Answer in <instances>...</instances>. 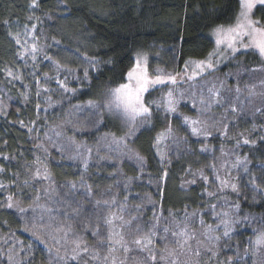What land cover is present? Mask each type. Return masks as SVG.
<instances>
[{
  "label": "trees",
  "instance_id": "obj_1",
  "mask_svg": "<svg viewBox=\"0 0 264 264\" xmlns=\"http://www.w3.org/2000/svg\"><path fill=\"white\" fill-rule=\"evenodd\" d=\"M32 3L0 0V264H111L113 259L116 264H172L173 260L189 264L188 257L151 259L157 254L162 217H181L178 226L190 228L189 215L196 217L211 206L256 218L264 228V107L260 113L233 114L230 120L235 121L227 130L223 126L213 133L193 134L185 122L193 115L189 103H181L177 113L164 111L160 102L152 101L164 90H155L144 100L152 111L149 121L124 144L142 162V171L129 162L93 157L105 137L126 139L128 129L100 106L111 88L126 82L134 56L145 53L150 68L182 75L187 60H202L212 50L208 32L235 21L239 0H36V7ZM41 45L59 48L56 62L65 60L71 66L91 62L84 70L87 78L68 81L57 73L55 80L46 78L42 61L50 54L39 55ZM220 71L226 77L238 73L242 80H264V61L245 53ZM45 100L54 103L51 111H44ZM89 101L99 106L95 130L76 132L66 115L89 108ZM76 146L91 156L90 161L85 159L87 168L85 162L60 152ZM207 148L213 154L206 153ZM225 151L246 159V177L205 197L198 177ZM37 169L40 179L35 178ZM232 184L238 191L232 190ZM10 196L12 208L7 207ZM106 198L113 205L107 212L124 209L132 214L130 220L138 222L141 237L154 230L153 245L141 250L130 241L129 251L114 245L109 252V232L122 231L129 216H122L110 230L105 227L106 210L98 208ZM145 201H149L146 207ZM69 227L72 231L65 239ZM77 237L89 252L73 261L72 240ZM231 241L219 257L229 264H244L239 254L246 239L237 234ZM93 254L100 259H92Z\"/></svg>",
  "mask_w": 264,
  "mask_h": 264
},
{
  "label": "rangeland",
  "instance_id": "obj_2",
  "mask_svg": "<svg viewBox=\"0 0 264 264\" xmlns=\"http://www.w3.org/2000/svg\"><path fill=\"white\" fill-rule=\"evenodd\" d=\"M240 10V8H239ZM238 10V13H239ZM238 16V14H237ZM252 19L255 21H259V26L264 27V6L257 5L252 11ZM237 22V17L235 21L231 25L223 26L234 27ZM220 27V26H219ZM218 27L211 29L208 32V37L211 39L213 43V48L209 52V54L214 53L216 51V37L214 35L215 30ZM247 40V37H245ZM40 53L39 55L44 56L50 54L48 59L42 61L45 70V77L50 79L48 76L50 75L52 80L57 78L58 74H62V78L68 81L79 80L82 75L85 73V69L91 64L89 61L82 64V66H71L65 60L63 62L55 60V54L59 53V48L57 46L53 48H48L45 45L39 46ZM254 53L256 54L262 61V59L257 52L249 49L245 52L243 49L237 52L235 56H232L230 51L224 52L219 56H213V68L206 69L202 74L197 75L194 79H189L192 76L193 71H196L195 65L192 62L197 61H207L209 54L202 60H187L184 68L183 74L177 75L171 70H164L160 67H149L148 64V56L145 53H137L134 56V66L138 56L147 58V69L150 76H155L156 74H162L164 76L172 75L176 77V84H166V85H157L155 87H150L149 91L144 94V100L148 93L159 90H164V93L159 95L158 98H154L152 101L160 102V107L167 111V100L168 91L173 92V99L177 102L175 104L177 113V107L181 103H189L193 110V115L191 119H189V124L191 129L196 127L200 129V132L207 134L208 132H215L216 128L219 127H228L232 125V115L235 114L236 117L241 116L242 114H246L249 112H258L264 107V80H257L254 77H248L247 79L242 80L238 73H227V77L225 73H222L220 70L226 66L230 61H232L236 56L245 54V53ZM51 58V59H49ZM59 58V57H58ZM61 59V57L59 58ZM84 65V66H83ZM186 65L188 68L186 70ZM54 76V74H56ZM233 79L236 81L235 83L229 84V80ZM240 81V82H239ZM182 83L181 86L177 84ZM225 87H228L227 93L225 92ZM231 87L235 88V91L232 90ZM237 88L240 89L237 92ZM253 89L254 91L250 94L249 89ZM176 89V92H175ZM210 90L216 91L219 93L218 96H212ZM109 94V93H108ZM108 94L105 97V101L102 106L105 104L108 99ZM46 96L48 98L53 97L47 91ZM54 98H51L53 101ZM50 100H45L43 102L44 111H51L55 105ZM151 101V102H152ZM203 101V103H202ZM157 102V103H158ZM150 103V102H148ZM99 106L82 108L80 111H77L75 114H68L66 118H69V124L71 128H73L76 132L86 131L92 132L95 130L96 121H97V109ZM262 108V109H261ZM104 109V108H103ZM235 109V111H233ZM107 112L104 109V112ZM108 113V112H107ZM234 115V116H235ZM113 116V115H112ZM125 128L128 129V134L126 139L117 140L112 137H105L99 142L98 152L93 155L94 160H106L109 162H113L116 164L122 162H129L135 168L138 169L139 172L142 171L143 164L136 155L132 154L128 148L125 147V142L127 140H131L136 132L140 130L145 124L141 123L143 118H138L136 121V128L132 131V134L129 135L130 127L126 125L122 118L119 116H114ZM231 119V120H230ZM149 121V120H148ZM190 121H199V123L193 125ZM224 123H226L224 125ZM52 144V143H51ZM80 150V151H79ZM61 153L65 155H73L75 159L78 161L85 162L90 161L91 156L87 154V152L79 149L76 146L75 149L69 148L64 151L60 149ZM205 152L208 154H213L212 149L207 148ZM215 162L210 164L205 173L199 175V180L202 182V191L205 197L214 196L219 193V189L225 190L230 182L235 181L237 179H243L246 177V167L247 162L244 158H238L236 154H233L232 151H225L222 156L214 157ZM92 159V158H91ZM219 177V179H217ZM206 178V179H205ZM221 181H227V186L221 187ZM211 193L212 195H209ZM105 200V198H103ZM107 200V198H106ZM107 202V203H105ZM149 201L143 202V206L146 207ZM113 205L111 202L108 204L107 201H103L98 210H106L112 208ZM60 208V207H59ZM66 208L62 205L60 210L64 211ZM138 211V209H136ZM190 214V228L184 225L180 228L177 224V218L174 215L164 216L162 217L160 228L158 232V239L156 240V255L155 257H161L163 260H168L170 258L175 259L176 257L183 258L188 257V259H192V263L189 264H229L228 261L219 257L220 251H225L232 245V237L237 234H242L246 239L245 242V250L239 254V259L244 261V264H264V248H256L254 245V241L256 235L264 232L263 225L259 222L258 219L253 217H247L245 215H239L236 211H228L221 207H209L206 208L205 211H199L197 214ZM103 223L105 227L109 230L113 228V226L108 225L106 220L110 217L115 216L116 218L113 220L114 222H119L121 217L129 216V221H131L132 214L126 212L124 209L122 211H114L113 209L110 212L104 214ZM224 221L228 222L229 234L227 236L224 235L225 224ZM112 223V224H113ZM191 226L193 228H191ZM124 229L122 231H117L121 233L125 240L128 242L134 241L137 238H140L143 235L142 229L137 231L138 222L134 219L130 225L123 226ZM122 228V227H120ZM168 229L167 232L164 230ZM129 230L130 232H128ZM173 233H185L184 235H173ZM213 237H219V239H213ZM179 241V243H178ZM154 243V242H153ZM152 243V245H153ZM118 245V244H117ZM120 249H123L120 245H118ZM177 252H180L177 253ZM198 253V254H197Z\"/></svg>",
  "mask_w": 264,
  "mask_h": 264
},
{
  "label": "snow or ice",
  "instance_id": "obj_3",
  "mask_svg": "<svg viewBox=\"0 0 264 264\" xmlns=\"http://www.w3.org/2000/svg\"><path fill=\"white\" fill-rule=\"evenodd\" d=\"M264 6V0H239V13L237 16V22L234 27H218L214 35L216 37V51L214 53L209 54L207 61H197L192 62L195 65L196 71H193L192 76L189 79H194L197 75L202 74L206 69H212L213 64V56H219L224 52L230 51L232 56L241 49L247 52L249 49L254 50L257 54L264 59V27L259 26V21H255L252 19V11L257 5ZM36 0H33L32 7H36ZM247 37V40H245ZM17 43L19 40L17 39ZM37 51L36 45H32L31 52L33 54L32 58L35 59V52ZM23 58V55L21 56ZM51 59V58H49ZM186 70L188 65L185 66ZM11 75V73H9ZM85 77L87 78L88 73L85 71ZM61 87H64V84L60 81ZM176 84V77L172 75L164 76L162 74H156L154 77L150 76L147 69V58L138 56L135 62V66L127 73L126 82L120 84L117 87L111 88L108 94V99L106 100L105 104L102 106L110 115L119 116L122 118L123 122L130 127L129 135L132 134V131L136 128V121L138 118H143L141 123L148 121L152 115V111L150 107L144 101V94L149 91L150 87H155L157 85H166V84ZM240 89L237 88V92ZM253 89H249L250 94L253 92ZM212 96H218L219 93L213 90H210ZM168 100H167V111L168 112H175L176 107L175 104L177 103L173 99V92L168 91L167 93ZM203 103V101H202ZM89 107H95L92 101L88 102ZM235 111V109H233ZM185 122L189 123L187 118H185ZM191 124L195 125L199 123V121H190ZM171 131V129H169ZM200 129L196 127L192 128L193 134H199ZM226 134V133H225ZM160 142V137H157V143ZM244 143H249L248 140H244ZM87 162H85V168H87ZM2 171V169H0ZM167 174L165 173V176ZM35 178L40 179L41 173L39 169H37L35 173ZM44 178H47V174H45ZM206 179V178H205ZM219 179V177H217ZM195 181H193L194 183ZM227 181H221V185L227 186ZM2 187V185H0ZM72 188H75L76 185L72 184ZM233 191H238L237 186L235 184L231 185ZM258 190V189H257ZM209 195H212L209 193ZM9 203L7 204L8 208H12L13 204L11 203L12 197L8 198ZM107 203V202H105ZM215 207V206H213ZM239 207V205H237ZM20 211H24L23 208ZM116 217H110L106 220L108 225H112L113 220ZM131 221L124 222L122 227L125 225H130ZM225 224V231L224 235L227 236L229 234L228 222L224 221ZM153 229H155V225H153ZM60 231H64L63 229H59ZM71 227L68 228L67 231L64 232V238L67 239L68 232H71ZM137 231H140L137 228ZM165 232L168 229L164 230ZM96 235L97 233H93ZM185 233H173V235H184ZM155 235V231L149 232L147 235L143 237L137 238L133 243L141 247V250L146 248L149 244L152 243L151 236ZM39 239V237H37ZM109 241L108 251H114V245H120L125 252L129 251L128 242L125 240V237L115 231H110L107 237ZM213 239H219V237H213ZM43 243L44 241L41 240ZM72 243L75 245L74 248L71 249L72 255L70 259L73 261H77L79 257L82 256L84 253H88L89 249L86 245L82 247V241L77 237L73 238ZM179 243V241H178ZM256 248H264V232H261L256 235L255 241L253 242ZM198 254V253H197ZM92 259H100L98 254H93ZM11 259V258H9ZM61 259H65V257H61ZM105 261L109 260L108 256L103 258ZM153 262H155L156 257L153 255L151 257ZM111 264H116L115 259L111 261ZM172 264H177L175 260L172 261Z\"/></svg>",
  "mask_w": 264,
  "mask_h": 264
}]
</instances>
